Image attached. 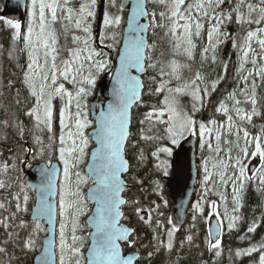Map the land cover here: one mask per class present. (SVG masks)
Instances as JSON below:
<instances>
[{
  "label": "snow or ice",
  "instance_id": "snow-or-ice-1",
  "mask_svg": "<svg viewBox=\"0 0 264 264\" xmlns=\"http://www.w3.org/2000/svg\"><path fill=\"white\" fill-rule=\"evenodd\" d=\"M98 9L103 31L94 35ZM27 17L22 33L20 20L0 16V23L14 30L18 50L26 52L23 84L31 97L26 115L39 133L32 137L35 147H21L11 162L0 163V173L7 177L0 179V191L13 187L10 171L16 173L17 189L8 192L11 200H0V227L6 235L0 253L16 244L33 261L39 253V264H134L135 253L125 256L122 251L136 248L139 240L135 228L121 223L126 219L123 206L129 204L122 196L126 189L122 175L131 168L127 151L135 148L133 140L147 143L154 149L150 153L156 161L154 171L168 177L175 150L196 137L207 155L201 156L198 167L203 171L202 195L192 206L191 228L199 221L206 228L207 249L221 256L225 220L228 231L237 228L246 185L257 181L264 186V125L255 134L250 131L256 128L254 117L260 115L256 78L264 83V0H107L106 5L100 0H31ZM231 23L248 26L240 42L226 30ZM158 31L167 38V54L158 52L154 39ZM205 37L206 45L198 50L197 42ZM228 39L240 53L237 74L242 86L219 100L207 120L199 119L197 113L206 107V98L223 76L209 83L194 70L197 56L201 66L214 64L217 50ZM249 64L251 69L246 67ZM223 67L226 72L227 64ZM108 72L113 79L112 99L90 117L88 97ZM145 74L147 81L142 79ZM145 95L156 97V103L146 105L134 135L132 109L145 104ZM185 97L191 98L190 107L183 102ZM8 124L0 121V126ZM17 128L23 138V127ZM29 157H39L36 183L21 179V173L33 167ZM135 159L146 160L143 148ZM152 183L162 203L153 201L144 209L139 201H132L140 221L151 224L155 212L153 231L164 229L166 242L154 236L156 247L149 257L160 248L171 251L179 231L171 218L165 217L170 228L159 219L168 200L160 180ZM212 194L224 202L223 213L216 200L208 199ZM205 205L210 206L207 213ZM22 214H30L31 219H23ZM13 226L23 236L11 230ZM257 227L253 221L247 233ZM186 240L193 243V235ZM253 253H260L258 264H264V242L236 250L235 256Z\"/></svg>",
  "mask_w": 264,
  "mask_h": 264
},
{
  "label": "trees",
  "instance_id": "trees-1",
  "mask_svg": "<svg viewBox=\"0 0 264 264\" xmlns=\"http://www.w3.org/2000/svg\"><path fill=\"white\" fill-rule=\"evenodd\" d=\"M255 2H258V0H255ZM2 4L3 0H0V14H2ZM152 7V4H149V8L151 9ZM156 7L157 10H159V6ZM247 27V25L240 26L236 23H231L227 26L226 30L231 33L233 37H236L238 42H240L246 34ZM13 34L14 30L7 28L5 25L0 23V121L7 120L9 122L6 127L0 126V163L5 160L11 162L15 155L19 154V149L21 147H28L30 145L35 147V144L32 142V137L33 134H39L34 128L32 119L26 115V111L30 107L31 103L29 92L23 84V76L26 71L27 64V55L26 52H20L18 50L20 45L19 42L13 39ZM154 39L159 45L158 52L165 51L167 54V38L164 36L163 31H158ZM206 43V37L204 40L198 41V50L203 45H206ZM253 46L255 47V44ZM239 55L240 53L238 50L232 47V40L228 39L225 43L221 44L217 50V60L214 64L209 61L205 62L203 66H201L199 56H197L194 70L202 72L207 77L209 83L212 80L217 79L218 76H223V79L217 86V90L212 92L211 95L206 98V107L202 109L200 113H197L199 119L207 120L210 116H212L214 108L217 106L219 100L223 99L228 92L242 86L237 74V69L239 67ZM225 63L227 64L226 72L223 67ZM246 67L251 69L252 65L249 64ZM190 75V72L186 73V76ZM101 77L103 76L101 75ZM101 77L97 81L94 94L88 97V104H90V99L92 100L96 96L97 87L101 81ZM147 77L148 74H146L143 79L147 81ZM256 82L258 85L257 97L260 101L258 105L260 115L254 117L253 119V122L256 125L255 129H250L253 134L256 133L260 126L264 125V83L261 82L259 77L256 78ZM143 99L145 104L141 105L139 108L135 107L133 112L131 132L134 135L139 127L138 120L143 118L142 113L146 110V105L156 103L157 98L145 95ZM183 102L185 105L190 107L191 98L185 97ZM216 116L218 117L219 114L217 113ZM17 125L23 127L24 129L23 138L19 135ZM54 130L58 132V125H54ZM133 143L136 145L135 148H129L127 151V158L131 165L130 172L126 176L127 182L131 185V190L126 194V199L129 201V204L123 208V211L126 217V219H124V223L136 229V234L139 240L136 248L124 247L125 254L135 253L140 255L138 264L257 263V255H253L249 258H239L235 256L236 250L246 249L252 245H258L264 242V186L259 185L257 181L250 182L245 187L242 207L238 213L241 219L237 222V228L222 239L221 256L216 257L207 249V243L205 240V236L207 234L206 228L203 227L199 221L196 222L195 228H191L194 211L193 207H190L185 226L180 232L175 234L173 249L169 251L166 248H160L159 251L154 252V254L149 257L148 252L153 251L156 247L154 236L160 235L166 242L164 229H157L155 232L153 231V229L156 228L155 220L157 219L155 212L153 213V222L151 224L140 221L134 212L136 205L132 204V201H139V206L144 209H148L152 206L151 202L153 201L156 203H162L158 193L154 190L155 186L152 183L153 180H160L164 186L163 195L164 198L168 200V206L163 209L164 216L159 217V219L163 220L165 226L170 228L171 226L167 225L165 217L171 218L172 213V204L167 188V178L171 176L172 172L168 177L161 178L154 171L156 161L150 155L151 151L154 149L143 141L133 140ZM141 148L144 149L146 157V160L143 162L135 159V155ZM198 151L197 159L198 165H200L201 156L207 155V153H202L200 149ZM28 159L31 160L30 157ZM31 163L33 166L39 164V157H37L36 160H31ZM30 169L31 168L25 169V171L21 173V179L26 178V171H29ZM8 176L13 178V187L6 191H0V200L4 198L11 200V196L8 195V192L11 191L12 193H15L17 190L14 179L16 173L10 171ZM202 178L203 171L202 169H199V181L195 192L194 204L202 195L200 184ZM0 179H7V177L0 173ZM138 181H143V183H138ZM230 190L231 188L229 187V210L231 209ZM30 195H32L34 201L35 196L32 193H30ZM208 199L216 200L219 206L224 207V205L221 204L222 201L218 195L212 194L208 197ZM33 201L29 202L30 208L33 207ZM209 210L210 206L205 205V212L207 213ZM3 214L5 216L7 215L6 212ZM141 215H143V213H141ZM22 218L30 220L31 216L30 214H22ZM253 221L257 222L258 227L254 233H247V228ZM11 230L19 231L21 236H23L22 230L16 229L14 226ZM187 235H193V243L189 244L187 242ZM245 235H247V238L241 239V237ZM5 239V231L2 227H0V247H5L3 243ZM181 242H183L182 247L180 246ZM38 254L39 253H37V255ZM32 262L33 259L31 257H26L24 252H22L20 247L16 244L7 245V251L0 253V264H32Z\"/></svg>",
  "mask_w": 264,
  "mask_h": 264
},
{
  "label": "water",
  "instance_id": "water-1",
  "mask_svg": "<svg viewBox=\"0 0 264 264\" xmlns=\"http://www.w3.org/2000/svg\"><path fill=\"white\" fill-rule=\"evenodd\" d=\"M29 1L30 0H3L2 16L6 18H12L15 20H20L22 26L25 25L27 21ZM102 4L106 5V2L102 1ZM97 27H98V32H102L103 25H102V17L100 11H99V19H98ZM144 76H142V79L144 78ZM112 86H113L112 77L106 75L99 85L95 99H93L90 102L91 117H95L96 115H98V106L102 105L106 107L107 104L111 101ZM134 109L135 106L132 109V115ZM130 131H132V125L130 126ZM198 146L199 145L197 143L196 137H190L188 140L182 142V146L180 148H177L174 152L172 160L175 163L173 165L171 176L167 178V188L169 191L170 201L172 204L171 219L179 227L178 232H180L185 226L187 220V214L195 199V192L199 181V171H198L199 165L197 159ZM177 163L179 164V173H177L176 171ZM38 166L39 164L35 165L30 171H26V178L29 180L30 183H36L39 180V176L35 171V169ZM128 174L129 173H124L122 175V178L125 179V183H126V189L122 193L124 199H126V194L131 190V185L126 180V176ZM32 193L35 195L36 198V193L34 191ZM125 206H123V208ZM121 223H123L125 226L130 227L129 225L124 223V219H122ZM212 230H213V236L215 237V233H216L215 220L212 221ZM122 251L125 256L132 255V254H125L124 247ZM38 257L39 254L37 255V258L32 262V264H39ZM139 260H140V255L135 254L134 264H138Z\"/></svg>",
  "mask_w": 264,
  "mask_h": 264
},
{
  "label": "rangeland",
  "instance_id": "rangeland-1",
  "mask_svg": "<svg viewBox=\"0 0 264 264\" xmlns=\"http://www.w3.org/2000/svg\"><path fill=\"white\" fill-rule=\"evenodd\" d=\"M75 1H77L78 2V0H75ZM102 0H100V2H101ZM107 1V0H106ZM250 2H254V3H256L255 2V0H250ZM1 13H2V10H1ZM98 14H99V9L97 10V17H96V21H95V23H93V34L94 35H96L97 34V32H96V30H97V20H98ZM0 16H2V14H0ZM27 23V22H26ZM94 26H95V32H94ZM23 31H24V29H22V33H23ZM103 31V30H102ZM105 51H107V49H105ZM112 55L113 56H115V52H112ZM106 74H109L110 76H112V74H111V72H108V73H106ZM106 74H103L102 76L104 77V75H106ZM103 77H101V80H102V78ZM101 82V81H100ZM100 84V83H99ZM99 86V85H98ZM97 89H98V87H97ZM90 101H91V99H90ZM90 103V102H89ZM90 111V110H89ZM91 117V116H90ZM55 125V124H54ZM44 135H46V134H44ZM198 150H199V147H198ZM199 152V151H198ZM253 163H255V161H253ZM251 174V173H250ZM230 192H231V190H230ZM32 193V192H31ZM33 194V193H32ZM34 195V194H33ZM35 196V195H34ZM230 199H231V195H230ZM230 201V200H229ZM194 202H195V199H194V201H193V204H194ZM193 204L191 205V207L193 206ZM222 205H224V202L222 201V203H221ZM218 210L221 212V213H223V210H224V207H221V206H219L218 205ZM226 225H227V220H225V227L223 228V235H224V237L225 236H227V234H230V233H232L233 232V230L232 231H228V229H227V227H226ZM237 226H238V223H237ZM263 238V237H262ZM221 247H222V243H221ZM253 255H257V257H256V261L259 259V255H260V253L258 254V253H253L251 256H253ZM251 256H247V255H244V256H239V258H249V257H251ZM255 264H258V261H257V263H255Z\"/></svg>",
  "mask_w": 264,
  "mask_h": 264
},
{
  "label": "flooded vegetation",
  "instance_id": "flooded-vegetation-1",
  "mask_svg": "<svg viewBox=\"0 0 264 264\" xmlns=\"http://www.w3.org/2000/svg\"><path fill=\"white\" fill-rule=\"evenodd\" d=\"M223 238H224V235H223Z\"/></svg>",
  "mask_w": 264,
  "mask_h": 264
}]
</instances>
